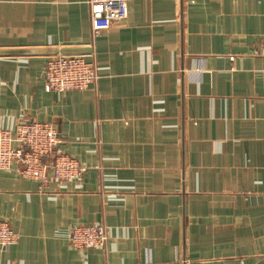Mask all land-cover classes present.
Wrapping results in <instances>:
<instances>
[{
	"label": "crops",
	"instance_id": "0c3cea01",
	"mask_svg": "<svg viewBox=\"0 0 264 264\" xmlns=\"http://www.w3.org/2000/svg\"><path fill=\"white\" fill-rule=\"evenodd\" d=\"M93 34L87 0H0V127L46 121L80 178L0 172V264H264V0H128ZM97 82L48 92L46 62ZM103 223L105 248L70 246Z\"/></svg>",
	"mask_w": 264,
	"mask_h": 264
},
{
	"label": "built area",
	"instance_id": "2783aa9c",
	"mask_svg": "<svg viewBox=\"0 0 264 264\" xmlns=\"http://www.w3.org/2000/svg\"><path fill=\"white\" fill-rule=\"evenodd\" d=\"M128 0H87L93 34L103 26L122 21L127 15ZM257 54L264 55V47ZM99 76L93 61L82 56L58 55L46 62L44 88L48 92L82 90L95 84ZM60 136L53 124L46 121H17L12 127H0V172L19 164L23 178L33 179L44 190L52 183L62 184L80 178L85 167L74 157L56 147ZM19 234L6 220L0 219V253L15 244ZM109 240L106 226L101 222L72 226L68 241L72 248H105Z\"/></svg>",
	"mask_w": 264,
	"mask_h": 264
}]
</instances>
